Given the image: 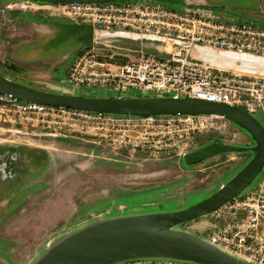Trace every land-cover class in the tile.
Here are the masks:
<instances>
[{"label": "rangeland", "instance_id": "1", "mask_svg": "<svg viewBox=\"0 0 264 264\" xmlns=\"http://www.w3.org/2000/svg\"><path fill=\"white\" fill-rule=\"evenodd\" d=\"M150 1L179 10L211 9L228 20L252 19L251 11L263 12L259 0ZM10 2L0 1L1 74L44 91L115 97L105 89L75 88L64 82L69 65L92 46L95 38L91 25L53 15L43 3H23L21 8L17 3L8 9ZM199 53L210 62L203 56L205 52ZM140 95L132 89L125 96ZM254 115L264 125V117ZM210 143L255 144L245 130L230 122L224 134L205 132L180 151L157 156L132 154L102 137L55 135L36 120L0 112V264H31L56 239L92 221L167 212L203 200L253 155L251 151L232 152L193 165L184 163L183 154ZM262 183L264 169L244 193ZM233 212L227 205L221 211L177 225L174 230L208 240L212 230L230 222ZM205 220L209 228L204 227ZM248 243L264 254V236L259 232ZM114 264L189 263L155 258Z\"/></svg>", "mask_w": 264, "mask_h": 264}, {"label": "built area", "instance_id": "2", "mask_svg": "<svg viewBox=\"0 0 264 264\" xmlns=\"http://www.w3.org/2000/svg\"><path fill=\"white\" fill-rule=\"evenodd\" d=\"M10 1L6 5L8 9L16 7L17 3L18 8L23 7V3H35ZM43 5L53 15L89 24L93 29L92 46L81 51L69 65L66 84L75 88L105 89L115 97H126L133 89L149 96L198 98L235 105L249 114L259 113L264 117V77L219 68L202 59L199 53V48H211L264 55V23L249 18L228 20L211 9L198 7L173 9L150 0ZM131 35L149 38L148 44L167 52L166 55L158 56L140 49L138 56H125L121 63L99 58L96 51L99 46L104 56H109L107 50L119 49L115 43L117 38ZM0 112L36 120L55 135L89 134L105 138L132 154L150 156L180 151L208 131L224 134L231 122L217 115L124 116L39 105L1 94ZM243 193L217 210L229 205L234 212L223 228L212 230L208 241L252 264H264L261 249L248 243L249 238L255 239L264 220V183ZM237 211H242V215Z\"/></svg>", "mask_w": 264, "mask_h": 264}, {"label": "water", "instance_id": "3", "mask_svg": "<svg viewBox=\"0 0 264 264\" xmlns=\"http://www.w3.org/2000/svg\"><path fill=\"white\" fill-rule=\"evenodd\" d=\"M24 1L66 5L120 0ZM244 54L254 58L244 69L254 72L250 75L263 77L264 55ZM0 94L39 105L124 116L217 115L245 130L255 143L250 147L210 143L183 154L184 163L193 165L224 153H253L238 172L203 200L167 212L128 214L92 221L56 239L31 264H114L155 258L191 264H252L206 239L176 231L174 227L217 211L248 190L259 176L264 169V125L255 115L235 105L185 96L95 97L55 93L23 85L1 73Z\"/></svg>", "mask_w": 264, "mask_h": 264}, {"label": "crops", "instance_id": "4", "mask_svg": "<svg viewBox=\"0 0 264 264\" xmlns=\"http://www.w3.org/2000/svg\"><path fill=\"white\" fill-rule=\"evenodd\" d=\"M259 3L263 9L264 8V0H259ZM262 11L263 12L260 14L258 13V10L251 11V13H250V15L252 16L251 18L255 19L261 23H264V10H262ZM157 40H160V38L159 39L157 38ZM147 41L148 42L150 41L149 38H144V37L138 38V36H135V35H131L130 38L120 37V38H117V40L115 42L116 45L119 47V49L107 50V53L109 54V56H104V54L102 53L103 49H101V50L98 49V48H100V46L96 49V51H97V54L99 55V58H105L106 60H108L110 62H114V63H121L124 60L125 56H133V57L138 56V51L140 49H142L148 53H154L158 56H165L166 55L167 52H165V51L160 52V51L156 50L153 46H150ZM160 42L161 41H157V43H160ZM217 156H214V157H217ZM228 160H229V158H227L224 161L226 162ZM224 161H223V163H224ZM206 220H205V222H203V225H204V227L206 226L207 228H209V222H207ZM258 232L262 236H264V225L259 227Z\"/></svg>", "mask_w": 264, "mask_h": 264}, {"label": "bare ground", "instance_id": "5", "mask_svg": "<svg viewBox=\"0 0 264 264\" xmlns=\"http://www.w3.org/2000/svg\"><path fill=\"white\" fill-rule=\"evenodd\" d=\"M199 52H205L203 55L207 57L208 60L219 68H232L235 71L246 73V74H254L253 71L245 70L244 67L248 65V62L251 59H254L253 56L244 53H232V52H224V51H215L211 48L199 49ZM203 54V53H202ZM207 60V59H206ZM264 60V58H262ZM264 75V74H261Z\"/></svg>", "mask_w": 264, "mask_h": 264}, {"label": "trees", "instance_id": "6", "mask_svg": "<svg viewBox=\"0 0 264 264\" xmlns=\"http://www.w3.org/2000/svg\"><path fill=\"white\" fill-rule=\"evenodd\" d=\"M182 263H187V262H182ZM189 264H191V263H189Z\"/></svg>", "mask_w": 264, "mask_h": 264}]
</instances>
